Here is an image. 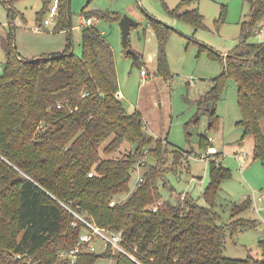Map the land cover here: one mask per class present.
Returning <instances> with one entry per match:
<instances>
[{"label": "trees", "instance_id": "1", "mask_svg": "<svg viewBox=\"0 0 264 264\" xmlns=\"http://www.w3.org/2000/svg\"><path fill=\"white\" fill-rule=\"evenodd\" d=\"M197 1L183 0L170 13L202 28L203 16L186 8ZM248 2L250 21L214 81L218 79L220 88L229 79L236 83L241 113L237 125L254 138L253 160L264 166V42L248 41L264 21V0ZM68 3L60 0L59 29L67 24ZM8 10L16 15L12 7ZM107 16L98 10L85 14L86 20ZM153 24L165 75L162 42L169 30L163 23ZM81 45V54L67 43L55 54L22 58L12 33L1 39L0 264H70L67 254L86 228L76 215L122 231L124 246L135 260L107 248L80 253L74 264H94L99 257L113 258L115 264H264V255L242 260L223 253L226 228L235 232L250 224L241 214L252 201L247 198L231 208L234 220L227 227L220 223L217 196L229 172L214 156L209 159L206 204L187 193L177 194L184 198L175 197L174 203L161 198L160 187L173 192L167 178L169 143L147 135L142 115L125 109L105 33L86 25ZM214 93L206 95L213 103L205 106L206 114L214 113L219 100ZM208 143L201 140L206 149ZM173 152V161L182 157V151ZM137 177L142 181L134 185Z\"/></svg>", "mask_w": 264, "mask_h": 264}, {"label": "rangeland", "instance_id": "2", "mask_svg": "<svg viewBox=\"0 0 264 264\" xmlns=\"http://www.w3.org/2000/svg\"><path fill=\"white\" fill-rule=\"evenodd\" d=\"M52 1L3 3L0 0V63L5 57L1 39L7 32L12 33L16 52L22 58L44 52L55 54L65 49L67 43L75 53L81 54L82 29L88 25L81 22L86 20L85 14L93 10L106 13L107 19L92 17L89 24L103 31L111 45L117 93L128 113L138 111L142 115L147 135L169 143L167 164L171 172L167 178L173 192L170 194V189L160 187L161 198L174 203L175 197L184 198L177 194L187 193L199 204H206L204 192L214 156L216 164L229 172L217 196L220 223L227 227L234 220L231 208L248 199L252 201L251 207L241 214L250 224L238 226L235 232L226 228L223 253L242 260L249 256L262 257L264 166L253 160L254 138L237 125L241 113L236 83L229 79L220 88L216 86L218 79L214 81L224 71V60L238 44L244 23L250 21L248 0H198L188 5L187 9H197L203 16L205 26L199 29L170 13L183 0H69L67 24L63 29L57 28L56 16L50 25L36 30L40 20L47 16L44 8ZM61 3L65 4V0ZM10 7L17 11L16 15L9 13ZM123 15L136 22L128 35V48L135 56L126 54L122 46L119 20ZM153 21L163 23L169 30L162 42L165 75L160 72V42ZM248 41L264 42V21ZM143 68L147 70L145 78L140 72ZM212 91L219 94V100L215 101L214 113L210 115L204 110L205 106L213 105L210 97L206 99ZM260 130L264 135V120L260 121ZM202 139L209 140L207 149L201 146ZM174 148L182 151V157L176 161H173ZM237 153H244V159L238 161ZM203 155L206 158H201ZM136 176L133 172V180ZM94 264H115V261L99 257Z\"/></svg>", "mask_w": 264, "mask_h": 264}, {"label": "built area", "instance_id": "3", "mask_svg": "<svg viewBox=\"0 0 264 264\" xmlns=\"http://www.w3.org/2000/svg\"><path fill=\"white\" fill-rule=\"evenodd\" d=\"M59 3L60 0L52 1L48 9L47 16L43 19L42 25L36 27V30H39L41 26L44 27L51 24L52 20L58 15ZM89 20L90 19L85 20L82 24L85 23L89 25ZM140 72L144 78L147 76V70L145 68L141 69ZM235 157L238 159V161H241L244 159V153H237L235 154ZM201 158H206V156L203 155L201 156ZM88 175L91 176V173H89ZM192 180H195V178H192ZM141 181V177H137L134 185H137ZM261 200L262 197L259 196L257 198V201L260 202ZM110 204L113 205L114 201H112ZM155 209V207L152 208V210ZM76 216L85 224L86 228L81 232L77 243L67 254V256L70 257V264H74L76 262L78 254L80 253L99 252L100 249L103 252L107 248H111L114 253L121 252L129 258L135 260L133 253L129 252L124 246L122 231H114L106 227H100L85 219L84 216ZM73 225H75V223H73Z\"/></svg>", "mask_w": 264, "mask_h": 264}, {"label": "water", "instance_id": "4", "mask_svg": "<svg viewBox=\"0 0 264 264\" xmlns=\"http://www.w3.org/2000/svg\"><path fill=\"white\" fill-rule=\"evenodd\" d=\"M119 24L121 28L122 46L123 48H125L126 54L135 56L136 54L134 53V51L128 48V35H129L130 28L136 25V22L132 18L126 15H123L121 16L119 20Z\"/></svg>", "mask_w": 264, "mask_h": 264}, {"label": "crops", "instance_id": "5", "mask_svg": "<svg viewBox=\"0 0 264 264\" xmlns=\"http://www.w3.org/2000/svg\"><path fill=\"white\" fill-rule=\"evenodd\" d=\"M85 20H82L81 22L83 23ZM89 22H90V20H89ZM43 54H48V53H41V54H36L33 58H37V57H39V56H41V55H43ZM118 96L121 98V96L118 94ZM213 150H214V148H212Z\"/></svg>", "mask_w": 264, "mask_h": 264}]
</instances>
